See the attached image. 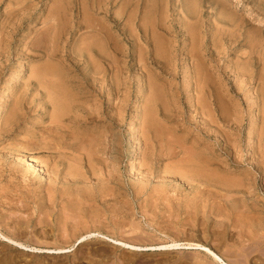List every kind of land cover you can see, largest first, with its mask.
I'll use <instances>...</instances> for the list:
<instances>
[{"label": "rangeland", "instance_id": "1", "mask_svg": "<svg viewBox=\"0 0 264 264\" xmlns=\"http://www.w3.org/2000/svg\"><path fill=\"white\" fill-rule=\"evenodd\" d=\"M0 109V264H264V0H0Z\"/></svg>", "mask_w": 264, "mask_h": 264}, {"label": "bare ground", "instance_id": "2", "mask_svg": "<svg viewBox=\"0 0 264 264\" xmlns=\"http://www.w3.org/2000/svg\"><path fill=\"white\" fill-rule=\"evenodd\" d=\"M68 6V5H67ZM56 7V6H55ZM63 7V6H62ZM65 10V9H64ZM53 12V11H52ZM58 13V12H57ZM50 14V13H49ZM54 15V14H53ZM58 15H59V13H58ZM60 16V15H59ZM58 16V17H59ZM54 17V16H53ZM52 17V18H53ZM57 18V17H56ZM50 19V18H49ZM54 19V18H53ZM65 19V18H64ZM56 20V19H55ZM60 20V19H59ZM59 22V21H58ZM63 22V21H62ZM66 23V22H65ZM58 25H59V23H57ZM91 24V23H90ZM151 24V23H150ZM88 25V24H87ZM92 26V25H91ZM88 27V26H87ZM89 28V27H88ZM93 28V27H92ZM98 28V27H97ZM61 29H63V24H62V28H60L58 31H60ZM94 29V28H93ZM65 30V29H64ZM102 30V29H101ZM100 29L98 30V32L99 31H101ZM133 30V29H132ZM96 31H97V29H96ZM105 32V31H104ZM55 33V32H54ZM58 33V32H57ZM103 34V33H102ZM142 34H143V32H142ZM154 34V33H153ZM48 35V34H47ZM53 35V34H52ZM55 35L56 34H54V36L52 37V40H53V38L55 37ZM58 35V34H57ZM57 35H56V37L54 38V40H56V38H58L57 37ZM104 35V34H103ZM108 36V35H107ZM97 39V38H96ZM100 39V38H99ZM141 39V38H140ZM139 41V40H138ZM56 42V41H55ZM156 42V41H155ZM54 43V42H53ZM94 42H92L90 45H92ZM94 45V44H93ZM156 45V44H155ZM159 45V44H158ZM86 47V46H85ZM143 47V46H142ZM84 48V47H83ZM155 48V47H154ZM157 48H160L159 46L157 47ZM163 48V47H162ZM152 49V48H151ZM86 50V49H85ZM116 50V49H115ZM138 50V49H137ZM160 50H161V48H160ZM160 50L158 51V49H157V51L158 52H160ZM163 50V49H162ZM161 50V51H162ZM163 52V51H162ZM161 52V53H162ZM164 53V52H163ZM151 54V53H150ZM157 54V53H156ZM160 55V54H159ZM161 55H163V54H161ZM155 56V55H154ZM158 56V55H157ZM160 57H162V56H160ZM164 57V56H163ZM159 58V57H158ZM157 59V58H156ZM141 60V59H140ZM160 60H161V58H160ZM154 62V61H153ZM90 63V62H89ZM152 63V62H151ZM163 64V63H162ZM46 66V65H45ZM47 66H48V64H47ZM202 66V65H201ZM205 67V66H204ZM42 68V67H41ZM49 69H50V67H49ZM51 69H52V67H51ZM53 69H55L54 67H53ZM58 69V68H57ZM95 69V68H94ZM44 70H46V69H44ZM40 71V70H39ZM48 71H50V70H48ZM243 71V70H242ZM46 72V71H45ZM53 72V71H52ZM163 72H164V70H163ZM205 72L207 73V76H206V78H203L204 77V75L202 76V77H198L197 76V73H195L194 75H193V73H192V75L191 76H196L195 77V79L193 80V82L195 81V84L197 85V87H199L200 88V90H201V93L203 94V96H204V98H206V95L207 94H209L208 92H207V89L205 88L206 87V85L207 86H211L212 84H210L209 82H211L210 81V76H209V71L208 70H206V68H205ZM96 73V72H95ZM247 73V72H246ZM43 75V74H42ZM248 75V74H247ZM40 76V75H39ZM38 76V77H39ZM43 76H41V78H42ZM45 78V77H44ZM95 78V77H94ZM89 79V78H88ZM45 80V79H44ZM47 81V80H46ZM192 82V83H193ZM44 83H45V81H44ZM49 84V83H48ZM48 84H46V85H48ZM52 84L53 83H51L50 85V87L49 88H51L52 87ZM102 85V84H101ZM189 85V84H188ZM204 85H205V87H204ZM63 86V85H62ZM213 88H214V85L212 86ZM48 88V87H47ZM55 88L56 87H54L53 86V90L55 91ZM65 88V87H64ZM80 88V87H79ZM210 88V87H209ZM57 89H58V87H57ZM57 89H56V91H57ZM61 89V88H60ZM44 90H46V89H44ZM52 88L51 89H47L46 90V92H45V94H47V95H54V93H52ZM68 90V89H67ZM60 91V90H59ZM65 91V89H63V92ZM81 91V90H80ZM156 91V90H155ZM68 92H69V90H68ZM68 92H67V94H68ZM82 92V91H81ZM81 92H79V94H81ZM87 92V91H86ZM56 93V92H55ZM70 94H73V93H71V92H69ZM57 94H58V91H57ZM195 94V93H194ZM200 94V93H199ZM198 94V95H199ZM211 94V93H210ZM213 94H218V92H215V93H213ZM52 95V96H53ZM220 95V94H219ZM218 95V96H219ZM58 96V95H57ZM70 96V95H69ZM200 96H201V94H200ZM203 96H201L202 98H203ZM51 97V96H50ZM56 97V96H55ZM66 97V96H65ZM91 97V96H90ZM90 97H86L87 99H90ZM161 97V96H160ZM214 97V96H213ZM71 98V97H70ZM195 98H197V95H196V97ZM199 98V99H198ZM197 99L198 100H200V102L202 103V99H200V97H198ZM211 98V97H210ZM54 101L56 100V98L54 99V96H53V98H52ZM212 99V98H211ZM215 99V98H214ZM51 100V99H50ZM58 100V99H57ZM210 100V99H209ZM72 101H73V99H72ZM196 101V100H195ZM205 101V100H204ZM203 101V102H204ZM215 101V100H214ZM216 101H217V98H216ZM218 101H219V98H218ZM70 102H71V100H70ZM70 102H69V99L66 101V98L65 99H62V100H60L57 104H55L59 109L61 108V109H63V113H61V115L59 116V114H58V116L56 115L55 117H58L59 119H60V117H65L66 118V115L68 116V113H69V116H71L70 118H72V116H76V117H78V119L79 118H81V116L80 115H82L83 117H85V119H88V120H90V115L88 114V113H86V115H84L82 112H81V114H79V112L80 111H82L81 109H80V107H77L76 105V107H74V110L76 109V112H75V114H73L72 115V113H71V111L70 110H72L73 108V106L74 105H72V107H71V104H70ZM198 103L199 104V106H200V104L201 103ZM205 103H206V101H205ZM215 103V102H214ZM54 104V103H53ZM52 104V105H53ZM95 104V103H94ZM196 104V103H195ZM203 105H204V103H202ZM224 104V103H223ZM54 106V105H53ZM209 106V105H208ZM222 106V105H221ZM205 107L207 108V105H205ZM210 107V106H209ZM225 107V106H224ZM223 106H222V108H224ZM96 108V107H95ZM198 108V107H197ZM200 108V107H199ZM202 108V107H201ZM221 108V107H220ZM220 109V110H223L222 112H224L225 113V109L226 108H224V109ZM82 109H83V107H82ZM228 109V108H227ZM1 110V109H0ZM54 110H57V109H55V106H54ZM84 110V109H83ZM86 110V109H85ZM196 110V109H195ZM97 111V110H96ZM212 111H213V109H211L209 112H211L212 113ZM219 111V110H218ZM85 112V111H84ZM200 112V111H199ZM207 114H208V109H207ZM220 112V111H219ZM226 112H227V110H226ZM153 113V112H152ZM202 113H204V111L202 112ZM1 114V113H0ZM147 114V113H146ZM214 115V114H213ZM212 114H211V116H213ZM97 116V115H96ZM146 116H149L148 114L146 115ZM211 116H209V117H211ZM223 116V115H222ZM225 116H228L227 115V113L225 114ZM16 117V116H15ZM14 117V118H15ZM153 117V116H152ZM69 118V117H68ZM68 118L67 119H65V120H68ZM235 118V117H234ZM56 119V118H55ZM91 119H93V118H91ZM151 118L149 117H147V122L150 120ZM207 119V118H206ZM231 119V118H230ZM212 120V119H211ZM61 121V120H60ZM60 121H57L58 123L57 124H60ZM204 121H206V120H204ZM227 121H229V120H227ZM151 122H152V120H151ZM10 123V122H9ZM61 123H62V121H61ZM150 123V122H149ZM229 123V122H228ZM235 124V123H234ZM149 125H151V123L149 124ZM154 125V124H153ZM152 125V126H153ZM213 125V124H212ZM9 126V125H8ZM59 126V125H58ZM11 127H12V125H11ZM216 127V126H215ZM151 128V127H150ZM5 129V128H4ZM148 129V128H147ZM11 130V129H10ZM133 130V129H132ZM7 131V130H6ZM9 131V130H8ZM151 131V130H150ZM4 132V131H3ZM9 133V132H8ZM262 133V132H261ZM253 135V134H252ZM90 137V136H89ZM112 138V137H111ZM250 138H252V137H250ZM160 139V138H159ZM89 141V140H88ZM93 145V144H92ZM155 147V146H154ZM153 147V148H154ZM167 148V147H166ZM169 149L170 148H172V147H168ZM168 148H167V152L169 151L168 150ZM114 149V148H113ZM174 149V148H173ZM176 149V148H175ZM89 151V150H88ZM147 151V150H146ZM156 151H158L157 149H156V147H155V149L153 150V152H156ZM163 150H161L160 148H159V154H160V156L161 155H165V156H170L169 154L171 153V151H173L172 149L169 151V154L167 153H164V151L162 152ZM165 151V152H166ZM109 152V151H108ZM149 153H150V151H148ZM148 152H146V153H148ZM173 152H175L176 154H177V151H173ZM173 152H172V154H173ZM182 152V151H181ZM180 152V153H181ZM189 153V152H188ZM137 154V153H136ZM187 154V153H186ZM149 155V154H148ZM147 155V156H148ZM151 155V154H150ZM149 155V156H150ZM153 155H154V153H153ZM152 155V156H153ZM173 155H175V154H173ZM173 155H171L172 157H173ZM183 155V154H182ZM188 155V154H187ZM193 155H194V157L196 156L194 153H193ZM113 156H115V154H113ZM137 156H138V154H137ZM148 156V158H150V157H152V156H150L149 157ZM164 156V158H166ZM176 156V155H175ZM174 156V157H175ZM184 156H186V155H184ZM197 156H199L198 155V153H197ZM201 156V155H200ZM145 157V156H144ZM167 157V158H168ZM172 157H171V159H172ZM191 157H192V155H191ZM153 158V157H152ZM160 158H162V156L160 157ZM186 158H189V157H186ZM201 158V157H200ZM30 159V158H29ZM28 159V160H29ZM114 159H115V157H114ZM147 159V158H146ZM182 159H184V158H182ZM181 159V160H182ZM28 160H27V162H28ZM31 160V159H30ZM135 160V159H134ZM149 160V159H148ZM160 160V159H159ZM264 160V159H263ZM116 161V160H115ZM183 161H185V159L183 160ZM198 161H199V159H198ZM138 162V161H137ZM150 162H154V160L153 161H149V163ZM189 162H191V165L193 164H195V163H193L192 162V160L191 161H189ZM194 162H196V161H194ZM203 162V161H202ZM30 163H32V162H30ZM183 163V162H182ZM185 163V162H184ZM186 163H188V161H186ZM196 163H198V162H196ZM206 163V162H205ZM28 164H29V162H28ZM35 164V163H34ZM188 164H190V163H188ZM32 165V164H31ZM179 165H180V162H179ZM183 165V164H182ZM198 165H199V167L197 166V164L196 165H194V166H196V168H197V171L196 170H194L195 172H196V176H206L208 179H210V180H212L213 179V176H212V172L211 173H208L207 172V169L204 167V164H200V163H198ZM34 167H36V168H41V167H37L36 165H33ZM185 166V165H184ZM188 166V165H187ZM190 166V165H189ZM206 166V165H205ZM32 167V166H31ZM176 167V166H175ZM179 167H181V165L179 166ZM179 167H176L175 169H177V168H179ZM193 168V167H192ZM42 169V168H41ZM41 169L40 170H38V169H36V170H38V171H40L41 172ZM180 169V168H179ZM184 169V168H183ZM189 169V168H188ZM170 170V169H169ZM174 171V169L172 168L170 171H171V173ZM168 171V170H167ZM176 171H178V169L176 170ZM176 171H174V172H176ZM181 173H182V171L181 170H179ZM185 171V170H184ZM187 171H189L190 172V174H191V172L192 171H190V170H187ZM164 172H166V171H164ZM169 172V171H168ZM178 173V172H177ZM177 173H175L176 175H177ZM180 173V174H181ZM184 173V172H183ZM185 173H186V171H185ZM175 175V176H176ZM192 175V174H191ZM193 175H194V173H193ZM214 175V174H213ZM42 176V175H41ZM56 176V175H55ZM178 176V175H177ZM180 176V175H179ZM188 175H185V177H187ZM167 177H168V175H167ZM179 178H181V176L179 177ZM192 178V177H191ZM182 179V178H181ZM196 178H194V180H195ZM207 179V180H208ZM67 180V179H66ZM185 180V179H184ZM191 180H193V179H191ZM197 180V179H196ZM195 180V181H196ZM203 180V179H202ZM185 181H188V180H185ZM189 182V181H188ZM187 182V183H188ZM205 182H206V180H205ZM209 182V181H208ZM213 182V181H212ZM191 183V181L189 182V184ZM195 183V182H194ZM193 183V184H194ZM221 183H223V185L222 186H224L225 185V187H233L234 188V186L236 185H232V184H228L227 182H225V181H221ZM197 184V183H196ZM195 184V185H196ZM204 184V183H203ZM209 184V183H208ZM207 184V185H208ZM191 185H192V183H191ZM211 185V184H210ZM230 185H232V186H230ZM190 186V185H189ZM220 186V185H219ZM237 186H238V184H237ZM205 187V186H204ZM220 188V187H219ZM213 189V188H212ZM223 189V188H222ZM229 189V188H228ZM230 189H232V188H230ZM241 190V189H240ZM67 192V191H66ZM68 193V192H67ZM248 195V194H247ZM246 195V196H247ZM60 197V196H59ZM236 197V196H235ZM229 199V198H228ZM232 200V199H231ZM2 205V204H1ZM37 205V204H36ZM255 205V204H254ZM40 207V206H39ZM255 207V206H254ZM24 208V207H23ZM243 208V207H242ZM262 208V207H261ZM262 210V209H261ZM24 212V211H23ZM250 213V212H249ZM5 214V213H4ZM11 216V215H10ZM261 216V215H260ZM12 217V216H11ZM5 218V217H4ZM17 218V217H16ZM257 218V217H256ZM12 219V218H11ZM26 219V218H25ZM14 220V219H13ZM4 221H5V219H4ZM262 221V220H261ZM21 222V221H20ZM258 222V221H257ZM17 223H18V221H17ZM30 223V222H29ZM28 223V224H29ZM2 224V223H1ZM26 224V223H25ZM256 224V223H255ZM22 225H24V224H22ZM20 226V225H19ZM18 226V227H19ZM25 226V225H24ZM259 226V225H258ZM262 226H264L263 224H262ZM33 227V226H32ZM13 228V227H12ZM134 229V228H133ZM264 229V228H263ZM14 230V229H13ZM12 233V232H11ZM10 234V233H9ZM191 234V233H190ZM233 235V234H232ZM89 236H91V235H89ZM17 237V236H16ZM15 237V238H16ZM0 238H1V240L5 243V244H11V245H14V246H17V247H21V248H27L24 244H22V243H20L19 241H16V240H14L13 238H12V236H7V235H5V234H3L2 232H0ZM87 237H82V238H80V240H82V242H81V244L82 243H84V240L86 239ZM134 239V238H133ZM111 241V240H110ZM114 241H116V240H114ZM113 241V243H115ZM38 242V241H37ZM119 241H116V243H118ZM135 242V241H134ZM31 243V242H30ZM120 246H122V245H125V247L126 248H129V249H131V251L132 250H134V251H156V250H165V251H172V250H200V249H203V250H205V251H207V252H209L212 256H214L215 258H216V261H218V262H221L222 264H226V262H224V260L223 259H221L220 258V256H218L217 254H215L214 252H212L210 249H207V248H205L204 246H202V245H199V244H192V243H177V242H172V244H167V245H160V246H150V247H148V246H136V245H132V244H129V243H125V242H119L118 243ZM259 245H262V244H259ZM72 246V245H71ZM62 247V246H61ZM124 247V246H123ZM33 249H37V248H33ZM69 249H58L57 248V250L56 251H58L59 253H66L67 251H68ZM168 253V252H167ZM4 256V255H3Z\"/></svg>", "mask_w": 264, "mask_h": 264}]
</instances>
